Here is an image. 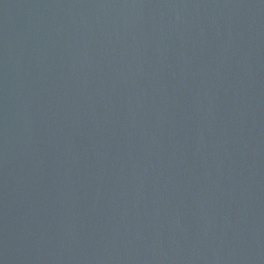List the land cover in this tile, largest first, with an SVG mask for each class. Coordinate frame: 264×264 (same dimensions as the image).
Returning <instances> with one entry per match:
<instances>
[{
  "label": "water",
  "instance_id": "95a60500",
  "mask_svg": "<svg viewBox=\"0 0 264 264\" xmlns=\"http://www.w3.org/2000/svg\"><path fill=\"white\" fill-rule=\"evenodd\" d=\"M0 264H264V0H0Z\"/></svg>",
  "mask_w": 264,
  "mask_h": 264
}]
</instances>
